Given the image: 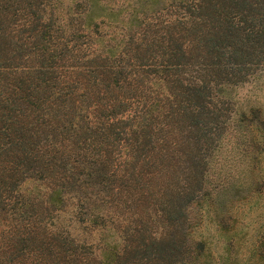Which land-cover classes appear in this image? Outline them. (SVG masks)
Segmentation results:
<instances>
[{"label": "trees", "instance_id": "trees-1", "mask_svg": "<svg viewBox=\"0 0 264 264\" xmlns=\"http://www.w3.org/2000/svg\"><path fill=\"white\" fill-rule=\"evenodd\" d=\"M153 1L0 0V264H264V0Z\"/></svg>", "mask_w": 264, "mask_h": 264}, {"label": "rangeland", "instance_id": "rangeland-1", "mask_svg": "<svg viewBox=\"0 0 264 264\" xmlns=\"http://www.w3.org/2000/svg\"><path fill=\"white\" fill-rule=\"evenodd\" d=\"M56 1V0H52ZM64 5H70L72 3V0H61ZM143 1V0H140ZM150 3L160 4L162 1H153V0H147ZM116 2L122 3L125 6H129L131 3L137 2V0H116ZM256 77H251L248 81L243 82L242 84H239L235 88V96L239 98V100L243 101L242 106L246 107L247 105H256L258 109H260V116L264 119V66H259L255 69ZM248 120L245 121L247 123ZM243 130L248 131L250 136L253 138L254 141H243V144L239 147V149H233V143H235V138H233L232 133L228 132L224 136H226L231 133L229 140L227 143L223 146L222 149V156H225V161L231 162V159L228 158L229 154H235V157L240 155L241 158L238 160L239 164H243L244 159L247 155H245V151H250L253 155L259 157V162L256 164V170H260L259 178H264V137H262L261 130L258 129V126L256 122L251 125V123H247L244 125L243 123ZM236 138L241 139L240 133L236 134ZM226 140V139H225ZM252 144V145H251ZM233 157V158H235ZM243 157V158H242ZM258 168V169H257ZM244 191H248L255 196V193L251 190L244 189ZM264 198V188L261 190L260 198ZM263 209L264 207L261 206ZM257 207L253 206L252 211H256ZM193 215H196L195 210L193 212ZM199 227H197L195 230H198V232H202L203 234H207L210 236L211 239V248L213 250V253L217 256V258H221V255L224 254L225 251V241L221 236H219L218 232L215 229V224L208 218L204 217L201 224H198ZM252 245L245 244L236 246V248H233V250L237 251V260H239L238 264H241L243 261H246V257L248 255V252Z\"/></svg>", "mask_w": 264, "mask_h": 264}]
</instances>
